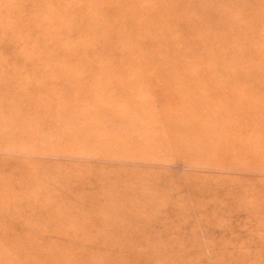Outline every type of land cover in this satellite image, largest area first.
I'll list each match as a JSON object with an SVG mask.
<instances>
[{
  "label": "rangeland",
  "instance_id": "1",
  "mask_svg": "<svg viewBox=\"0 0 264 264\" xmlns=\"http://www.w3.org/2000/svg\"><path fill=\"white\" fill-rule=\"evenodd\" d=\"M0 264H264V0H0Z\"/></svg>",
  "mask_w": 264,
  "mask_h": 264
}]
</instances>
